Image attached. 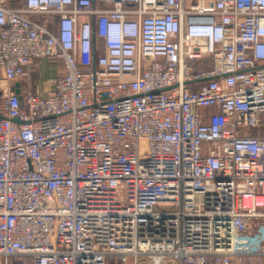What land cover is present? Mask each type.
<instances>
[{"label": "built area", "instance_id": "obj_1", "mask_svg": "<svg viewBox=\"0 0 264 264\" xmlns=\"http://www.w3.org/2000/svg\"><path fill=\"white\" fill-rule=\"evenodd\" d=\"M14 2L0 264L264 260V0Z\"/></svg>", "mask_w": 264, "mask_h": 264}, {"label": "crops", "instance_id": "obj_2", "mask_svg": "<svg viewBox=\"0 0 264 264\" xmlns=\"http://www.w3.org/2000/svg\"><path fill=\"white\" fill-rule=\"evenodd\" d=\"M7 3L9 6H15L16 5L14 0H7ZM37 65H38L39 71L37 73H31L30 74L31 82L27 88L25 87V89H27V90L30 89L32 91H35V89H37L38 91H40V89L38 87L39 86V78L41 77L43 72L49 73L51 75V77L46 82L43 83L44 87L47 85V82L49 80H51L52 78H55L59 74L63 73V67H62L61 63H59V62L52 65V64H49L46 60H40V61H38ZM251 134L253 136H256V137H263L264 136V126L259 128V129L252 130ZM249 264H264V260L254 261V262H251Z\"/></svg>", "mask_w": 264, "mask_h": 264}, {"label": "rangeland", "instance_id": "obj_3", "mask_svg": "<svg viewBox=\"0 0 264 264\" xmlns=\"http://www.w3.org/2000/svg\"><path fill=\"white\" fill-rule=\"evenodd\" d=\"M51 77V75L49 73L43 72L41 77L39 78V89L42 90L44 88V82H46L49 78ZM111 264H117L115 261L112 262Z\"/></svg>", "mask_w": 264, "mask_h": 264}, {"label": "water", "instance_id": "obj_4", "mask_svg": "<svg viewBox=\"0 0 264 264\" xmlns=\"http://www.w3.org/2000/svg\"><path fill=\"white\" fill-rule=\"evenodd\" d=\"M16 93H18V84H15Z\"/></svg>", "mask_w": 264, "mask_h": 264}]
</instances>
